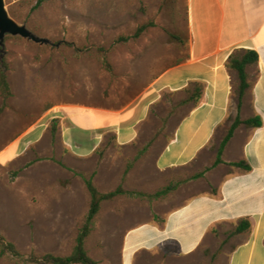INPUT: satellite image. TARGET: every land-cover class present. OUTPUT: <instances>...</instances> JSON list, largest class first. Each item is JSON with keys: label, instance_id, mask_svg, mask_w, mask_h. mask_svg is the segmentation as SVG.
<instances>
[{"label": "rangeland", "instance_id": "1", "mask_svg": "<svg viewBox=\"0 0 264 264\" xmlns=\"http://www.w3.org/2000/svg\"><path fill=\"white\" fill-rule=\"evenodd\" d=\"M5 2L18 16L17 20L11 16L14 20L51 44L7 36L1 52L9 65L13 96L7 101L0 96V153L32 124L38 123L43 133L20 156L11 159L15 147L0 159V234L25 255L65 256L73 249L90 204L79 174L95 173L94 182L104 193L122 185L129 192L153 195L178 184L166 198L124 195L104 203L87 240L86 248L98 264H123V251L132 256L127 264H147L146 253L131 246L153 240V216L177 207L181 187L194 174L187 170L161 174L155 160L194 102L187 94L164 93L129 148L118 147L114 135L108 134L97 154L82 161L62 147L59 119L53 137V115L46 116V111L77 108L114 114L130 107L157 77L188 59L186 0ZM236 102L234 94V115L225 123L224 135L235 118ZM142 224L145 228L138 231ZM222 252L219 246L217 254ZM209 256L201 264L215 263Z\"/></svg>", "mask_w": 264, "mask_h": 264}, {"label": "crops", "instance_id": "2", "mask_svg": "<svg viewBox=\"0 0 264 264\" xmlns=\"http://www.w3.org/2000/svg\"><path fill=\"white\" fill-rule=\"evenodd\" d=\"M186 18L188 59L157 77L130 107L114 114L51 109L46 116L61 121L62 147L68 156L82 161L97 154L108 134L114 135L118 147L129 148L164 93L188 95L186 90L201 84L198 104L179 122L155 160L161 174L178 170L194 174L181 187L177 207L153 216V240L136 241L131 247L146 253L147 264L149 260L201 264L210 254L212 264H264V0H186ZM239 49L259 55L258 63L247 69L252 86L243 99L241 118L259 116L263 125L239 127L225 149L224 163L215 166L226 135L224 125L234 115L237 78L227 62ZM42 133L38 123L32 124L0 153V159L15 147L11 159L20 156ZM243 160L249 171L229 165ZM243 221L249 228L236 233ZM219 246L223 252L217 254ZM131 260L123 251V264Z\"/></svg>", "mask_w": 264, "mask_h": 264}, {"label": "trees", "instance_id": "3", "mask_svg": "<svg viewBox=\"0 0 264 264\" xmlns=\"http://www.w3.org/2000/svg\"><path fill=\"white\" fill-rule=\"evenodd\" d=\"M9 12L11 16L17 20L18 16H16V14L12 11ZM143 29L144 28H141L139 32L142 33V31H144ZM100 53H103V51L100 50ZM258 61L259 55L256 51L244 49L235 50L228 59L227 68L237 78L235 86L236 88L234 89V94L237 95V115L234 118L232 125L227 130L226 135L221 142L217 153V158L214 164L215 166L224 163L223 156L225 149L234 137V134L239 127L244 125L247 128L255 129L260 128L263 125L262 119L259 116L252 117L248 120H243L241 118L243 99L252 86L249 83V75L247 73V69L248 67L255 66ZM103 62L107 68L111 69L109 61L105 58V56ZM8 70L9 65L6 59L3 58L1 55L0 46V96L4 101H7L13 96L12 88L7 75ZM203 90L204 87L201 84H195L193 87L186 90V92L189 95V99L192 100L195 105H197ZM50 109H48L46 112H48ZM58 123V119H54L52 121L53 137H55L57 134ZM229 165L245 171H249L251 169L250 166L244 160L240 162H234ZM129 169L130 167L128 168V170ZM128 170L126 171L125 175L128 173ZM79 176L83 179L86 189L90 195V204L88 212L85 215L74 238V245L71 253L65 256H56L53 254H45L42 256H38L36 254L25 255L18 250L14 243L8 241L3 235L0 234V261H9L14 264H98V262L90 256L89 251L86 248V243L88 238L94 231L98 216L102 210V205L104 203L113 201L117 197L124 195L147 197L149 199L166 198L178 188V184H170L168 187L160 190L159 192L153 195H146L143 193L129 192L125 190L122 185H120L116 190L104 193L100 191V189L96 186L94 182L95 173L90 175L89 177H86V175L84 174H79ZM249 226L250 225L248 224V222H241L238 228L236 229V233H242L243 231L247 230Z\"/></svg>", "mask_w": 264, "mask_h": 264}, {"label": "water", "instance_id": "4", "mask_svg": "<svg viewBox=\"0 0 264 264\" xmlns=\"http://www.w3.org/2000/svg\"><path fill=\"white\" fill-rule=\"evenodd\" d=\"M7 36L21 37L40 45H49L48 39L40 38L32 33L26 26L20 25L14 20L7 7L5 0H0V46L1 52L5 47V38Z\"/></svg>", "mask_w": 264, "mask_h": 264}]
</instances>
